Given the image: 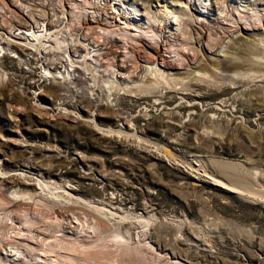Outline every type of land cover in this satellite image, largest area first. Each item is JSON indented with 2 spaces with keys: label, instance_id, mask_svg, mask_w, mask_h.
<instances>
[{
  "label": "rangeland",
  "instance_id": "obj_1",
  "mask_svg": "<svg viewBox=\"0 0 264 264\" xmlns=\"http://www.w3.org/2000/svg\"><path fill=\"white\" fill-rule=\"evenodd\" d=\"M69 1L72 0H62L64 10L72 6ZM73 1L78 2L75 9L80 11L85 0ZM94 1L88 4L96 7L93 11L104 10L110 15L113 5H117L114 0ZM117 1L121 6L120 0ZM165 1L186 2L124 0V4H134L142 12ZM10 3L0 0V10L18 4L17 0ZM224 3L232 15L228 17L237 18L234 5L239 0H224ZM56 4L47 2L46 6L52 8ZM191 10H194L192 6ZM10 11L12 16H18L13 9ZM60 12L61 16L54 15L67 19L65 12ZM118 16L125 20L121 14ZM252 17H257V22L264 13L259 10ZM103 22L98 27L107 30L112 26L110 21ZM76 24L70 28L72 32H76ZM146 25L141 24L142 28ZM77 26V52L82 55L87 52L83 48L94 45L86 38L96 35L80 29L84 24ZM200 26L190 27V37H195L191 40L165 31V26H157L169 36L167 40L160 39L159 42L166 41L161 50L169 55L180 53L183 59L180 69L166 70L173 72L169 76L147 71L146 56L150 54L152 41L148 43L142 36L135 40L139 53L129 62L136 64V68L127 78L114 76L115 72L128 75L123 61L116 59L110 50L118 45L104 46L94 60L86 58L87 66L82 61L77 63L83 64L72 79L78 90L76 94L66 92L65 107L52 109L51 105L64 88V82L54 78L32 103L26 90L31 89L35 80L34 72L25 71L16 60H0L6 71L5 76L0 73V156L5 160V172L1 171L0 176L21 174L22 179L26 177L25 180L35 183L27 188L38 191V196L34 195L36 199L19 191L20 202L26 203L31 197L27 204L34 201L35 205L47 208L46 203L59 202L60 195L70 186L76 195L98 200L104 208H115L119 211L116 219L133 220L134 227L137 226L133 231L136 230L140 242L145 238L144 229L145 233L149 232L150 244L157 242L160 247L168 248L166 259L173 249L181 264H259L264 259V27L236 28L229 32L221 31L213 22ZM208 35L211 39L206 46ZM254 37L262 38L252 41ZM71 38L68 33L66 42ZM170 40L175 42L174 49L169 47ZM55 42L60 47L61 42L58 39ZM185 50L194 51L195 59L188 60ZM215 178L235 186L238 192L217 184ZM2 186L0 183V192L8 199L13 190L25 188ZM8 213L13 214L12 218L15 214L23 218L28 213L26 216L33 220L30 211L23 214L5 209L0 210L1 219L6 215L8 220ZM147 215L151 228L146 231L142 227L144 223L137 219ZM40 219H36L39 221L33 225L35 228L24 229L30 235L40 228L36 231L37 241L23 239L38 245L37 248L42 245L41 238L52 233L44 234L42 230L53 221ZM162 221L170 222L168 225L175 230L171 233ZM182 222L194 224L192 236L197 232L190 239L181 230Z\"/></svg>",
  "mask_w": 264,
  "mask_h": 264
},
{
  "label": "bare ground",
  "instance_id": "obj_2",
  "mask_svg": "<svg viewBox=\"0 0 264 264\" xmlns=\"http://www.w3.org/2000/svg\"><path fill=\"white\" fill-rule=\"evenodd\" d=\"M92 1L94 0H91V1L85 0L83 3L84 5L82 6L81 10L78 11L76 10L79 7L78 2L72 0V1H69L70 4H72V6H68V8H66L65 10L62 7L61 10L65 12V15H64L65 18L67 17V19H70V20L77 19L75 21L77 24L80 23V24L86 25L84 26V28L81 27L80 29H82L83 31H85L84 29H86V31H89L90 33L93 32V34L96 35V37L86 38V39H90L92 44L104 42L105 46L107 47L108 45H111V44L118 45V47H113L110 50L116 59L123 61V67L124 69L128 70V75L122 76V74H124L123 72H120L122 74H119V75L117 72H115L114 73L115 78L121 77L123 79L125 77L127 78V77L132 76L131 74L133 70H135L136 64L132 65V63L129 62V60L131 58H134L139 53V49H138L139 46L138 44L134 45V43H135V40L138 39L140 36L144 37L148 43H149V40L152 41V43L151 42L149 43L150 48H151L150 54L146 56L147 71H149L150 73L155 72V74L156 73L163 74L165 76V74L168 75V74L173 73V72L171 73V71H166V70L180 69L183 64L182 56L179 55L180 53L169 55L168 53H165L161 50L162 44L166 43V41L159 42L160 39L163 38L167 40L168 39L167 37H169L167 34H165V31H169L171 34H174V35L180 34L184 37H190L191 35L190 27L191 26L194 29L195 27L202 28V26L200 25L206 24V22H213L216 25H218L219 28H221V31L222 30L225 31L224 29H228L229 32H232L236 28L237 29H242V28L244 29H249V28L255 29L256 28L257 29L258 28L259 29L261 27H264V17L260 19V21H258L259 20L258 19L257 22H256V18L258 17V14L256 18L252 17V15H256L257 11L259 10L263 11L264 13V0H239V3L237 5H234L235 6L234 9L238 14L237 18L235 19H233L232 17H228L231 14H230V10H228L229 8H227L228 5L224 3V0H219V2L218 0H211V1L210 0H186V2H182V1L166 2L165 1L164 3H157L154 9L150 8L149 10H144L142 12L141 10L137 9V7L134 4H128L129 5L128 6L124 4L125 3L124 0H120L121 6L120 5L118 6V1L116 2V0H114V4L117 3V5H113L114 9L113 11H111V15L108 12H105L104 10L96 9L95 11H93L92 8H96V7L89 6L90 5L89 3ZM96 1L100 3L105 0H96ZM2 4H4V2L1 3V5ZM213 4L215 5L214 9L211 8V5ZM191 6H192V9L194 8V10H191ZM252 8L254 9L253 11L251 10ZM240 11H245L246 13L250 11L252 12H250L251 13L250 15H247L245 13H241ZM98 12H99L100 18L97 17ZM120 14L125 18V20L123 19L124 21H121L122 20L121 16H118ZM15 16L17 17V15ZM103 20L110 21L112 23V26L107 30H105L104 28L98 27L99 25H102V23H104ZM93 23H96V26ZM145 23L147 25L144 28H142L141 24L144 25ZM158 25L165 26L167 30L165 31L158 30L159 29L157 28ZM52 28H53V25H50V27L46 26L45 28H41V29L39 27L37 30L33 29L32 35L34 36V38L38 40L39 37L43 38V36H45L48 33V35L50 36L49 38L55 42V39L58 38L57 33L60 34L61 31L58 29L53 31ZM202 33L204 34V31H202ZM249 36L252 37L253 35H249ZM194 38L190 37L187 40L189 39L191 40ZM261 38L262 37L260 38L254 37L252 41L254 40L260 41ZM77 39L71 38L70 41L66 42L67 44L64 43L65 48L63 50L64 51L67 50L69 52L68 57L72 63L77 64L78 62L82 61L85 63L84 66H87L89 63L87 64L86 58L90 57V60H94V58L97 57L99 52L95 53L92 50L90 51V47L88 46L87 48L89 49V51L87 50V48H83V49H86L87 51L85 52V54L83 53L84 59L81 58L82 60H79L76 55L77 50H78L77 46L79 45V41H76ZM210 39L211 38L209 36L208 41L205 43L206 46L207 45L209 46L208 42H210ZM249 39L251 40V38ZM170 43L171 45L169 44L170 45L169 47L171 49H174L172 45L174 46L175 42L170 40ZM131 50H132V53L130 54ZM166 51L170 52L168 49H166ZM185 52H187L186 54L188 55L187 57L188 60L195 59L194 51L185 50ZM226 54L224 53V55ZM183 58L185 59L186 57H183ZM184 62H186V60ZM45 74L49 76V78H52V82L55 81L54 78L62 77L63 79H69L71 76L70 73L67 74V72H64V71L61 75L59 74L56 75L49 71ZM2 76H5V75L2 74ZM13 139L14 138H12L11 140L13 141ZM0 160H1V165H0V173H1V171H3L5 167V163H4L5 160H3L1 156H0ZM2 160H3V164H2ZM203 172L206 174V176L209 175V173L207 174L206 169H204ZM210 177L212 176L210 175ZM25 179L27 178L25 177ZM25 179H22L21 174L20 176L13 175V177H7V178L3 177L2 175L0 176V183L5 187H11L13 185H19V186L22 185L23 187L26 188V189L24 188L21 190L18 189V191L17 189L16 191L13 190L14 192L13 191L10 192L12 195L9 196L10 197L9 199L5 198L4 197L5 195L3 196L0 192V210L5 209V211L7 210V212L12 213L15 211L16 213L21 212L23 214H25V211L26 212L30 211L32 213V218H33V220L29 219L28 218L29 216L28 217L26 216L28 213L25 216H22L23 218H20L18 216L19 214L18 215L15 214L17 216L14 215V218H12L13 214L10 215V213H8L7 215L8 220L5 219L6 215L4 219L3 218L1 219V216H0V264H181L182 263V262L180 263L179 259L175 257L173 253L174 251L173 249L172 251L169 250L171 255L170 257L166 259V256L164 255L167 254L168 248L165 247V245H163L164 248L160 247V245L157 244V242L155 245H152L153 243L150 244L151 239H152L151 234H149V232L145 233V229L143 232V234L145 235L144 236L145 238H143V240L140 242V240L138 239V234L135 232L136 230L133 231V228L137 227V226L134 227L135 222H132L133 220L128 222V221H124V220L122 221V220L116 219L119 211L117 212L115 208L113 207L106 208V206L104 208V205L99 206L98 200L97 202L91 201L79 195H76V193L73 191V188H71L70 186H68L67 188L65 187L66 190H64L63 194L61 195L57 194L58 196L60 195L62 200L58 199L59 202H56V201L53 202L54 201L53 200L49 204L46 203L45 205L46 207L48 206L47 208L40 206V204L35 205L34 201L33 203L27 204L31 197L29 199L27 198L28 202L21 203L20 200L18 199L20 198L19 197L20 195H18L19 191H20V194L26 192L27 195L30 194L33 196V198H35L34 195L36 194V192H38L36 191L35 188L31 189L34 191L29 190L30 188L28 189L27 187H29L30 185H33L34 182L32 183ZM215 180L217 184L225 187L226 189L231 190V191H236V189L234 188L235 186L233 187L229 184L223 183L222 181L216 178ZM13 189H15V187ZM238 190L239 189H237L236 192H238ZM36 195L38 196V194ZM22 199L23 198H21V200ZM54 199H57V198H54ZM36 201H39V200H36ZM123 216H127V215H123ZM40 218L43 220L45 218V220L46 221L48 220V222L53 221V223L51 226H49V228H44L42 230L44 234H47V233L50 234L51 232L52 233L49 236H46V237L44 236L43 238H41L43 241L40 242V244L42 245L40 246V248H37L38 245L37 246L33 245L27 241L23 242V239L27 238L29 240H36V236H37L36 231L40 228L36 229L34 234L29 233L30 235H28V233L25 234L24 229L31 230L32 226L37 221H39L36 219H40ZM148 218L149 216L147 215V217L145 218L143 216L142 220L137 219V221H140V223H144L142 227H146V231L149 228H151V223ZM157 218L158 217H156V220ZM157 222H159V219L157 220ZM167 222L165 224L162 221L163 223L162 225H164V227H167V228L169 227L171 231L173 228L172 227L170 228V225H168L171 223L169 222L167 224ZM191 225H194V224L191 223ZM191 225L188 223H183L180 226L181 230H184V232L186 233L187 239H190L189 236H192L191 234L192 226ZM156 227L159 228V226H156ZM165 229L166 228H164L163 230ZM160 231H158V233H160ZM193 231L195 232V229ZM160 234L158 235L159 237L161 236ZM146 239H148V241ZM171 244L173 243L171 242ZM174 249H176L175 246H174ZM263 260L261 259L259 264H262Z\"/></svg>",
  "mask_w": 264,
  "mask_h": 264
},
{
  "label": "built area",
  "instance_id": "obj_3",
  "mask_svg": "<svg viewBox=\"0 0 264 264\" xmlns=\"http://www.w3.org/2000/svg\"><path fill=\"white\" fill-rule=\"evenodd\" d=\"M7 1L13 2V0ZM17 2L18 4L10 3L12 6L10 9L3 7V10H0L1 14L7 11L5 15L0 16V60H16L23 66L25 71L34 72L35 80L31 82V89L26 90L27 98L32 103L37 100L38 96L52 82V78H49L44 73L48 71L56 75H61L63 71L67 72V74L70 73V77H72L71 81L58 77V80L62 83L64 82L63 85L65 86L60 91L57 99L51 104L52 109L61 106L65 107L66 92L72 91L74 94L77 93L78 88L73 84L72 79L77 76L75 74L77 68L79 69L83 64L77 65L72 63L68 57L69 52L63 50L65 48L63 44L66 42L68 33L74 39L79 38V28L76 24L77 30L76 32H72L70 28L75 22H69L67 19L57 17L61 16L62 0H17ZM47 2L57 4L50 8L46 6ZM21 3H24V5H19ZM11 9H13L14 13L18 14L17 17L12 16ZM54 13H57V16ZM97 17L100 18L99 12ZM50 25H53L52 29L61 31L60 34H57V39L61 42L60 47L49 38L48 33L43 38L39 37L38 40L32 35V30L37 29V26L41 29L46 26L50 27ZM104 46V42L95 43L90 47V50L97 53ZM77 55H79L77 56L79 58L83 57L79 52H77ZM0 68V73L6 74L1 64Z\"/></svg>",
  "mask_w": 264,
  "mask_h": 264
},
{
  "label": "water",
  "instance_id": "obj_4",
  "mask_svg": "<svg viewBox=\"0 0 264 264\" xmlns=\"http://www.w3.org/2000/svg\"><path fill=\"white\" fill-rule=\"evenodd\" d=\"M262 264H264V260H263Z\"/></svg>",
  "mask_w": 264,
  "mask_h": 264
}]
</instances>
